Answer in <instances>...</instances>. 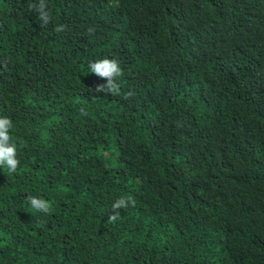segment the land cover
<instances>
[{
	"label": "trees",
	"instance_id": "16d2710c",
	"mask_svg": "<svg viewBox=\"0 0 264 264\" xmlns=\"http://www.w3.org/2000/svg\"><path fill=\"white\" fill-rule=\"evenodd\" d=\"M35 2L0 0V264H264V0Z\"/></svg>",
	"mask_w": 264,
	"mask_h": 264
},
{
	"label": "clouds",
	"instance_id": "9594fccd",
	"mask_svg": "<svg viewBox=\"0 0 264 264\" xmlns=\"http://www.w3.org/2000/svg\"><path fill=\"white\" fill-rule=\"evenodd\" d=\"M29 8L38 13V20L41 22V27L49 24L51 12L48 8L47 0H37V2L29 4ZM63 30L64 28L62 25L55 28L56 32H61ZM89 31L92 30L89 29ZM89 71L106 80L105 84L96 87L95 91L97 93L119 94L120 84L118 83V78L123 75V71L117 60L109 58L96 60L89 64ZM131 95H133V93L129 92L128 97ZM81 111L83 115H87L83 109ZM11 128V119L8 117H0V166H4L9 172L14 173L18 168L19 160L17 159V144L10 135ZM27 201L36 212L47 214L51 210L50 203L41 197L30 195L27 197ZM130 205H135V200L131 196H121L115 200L112 204V214L108 217V221L115 222L118 220L120 218L119 210L126 209Z\"/></svg>",
	"mask_w": 264,
	"mask_h": 264
}]
</instances>
